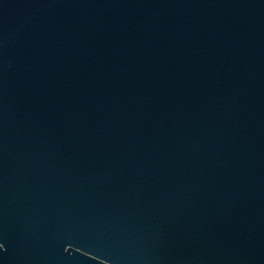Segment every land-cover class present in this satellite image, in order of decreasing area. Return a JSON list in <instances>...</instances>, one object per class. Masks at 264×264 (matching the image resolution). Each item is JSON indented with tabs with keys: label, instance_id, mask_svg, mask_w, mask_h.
Listing matches in <instances>:
<instances>
[{
	"label": "water",
	"instance_id": "95a60500",
	"mask_svg": "<svg viewBox=\"0 0 264 264\" xmlns=\"http://www.w3.org/2000/svg\"><path fill=\"white\" fill-rule=\"evenodd\" d=\"M0 264H264V0H0Z\"/></svg>",
	"mask_w": 264,
	"mask_h": 264
}]
</instances>
